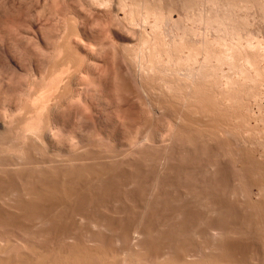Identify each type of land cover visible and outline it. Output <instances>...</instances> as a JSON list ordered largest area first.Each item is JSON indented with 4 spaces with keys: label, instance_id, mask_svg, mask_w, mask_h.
I'll return each instance as SVG.
<instances>
[{
    "label": "rangeland",
    "instance_id": "rangeland-1",
    "mask_svg": "<svg viewBox=\"0 0 264 264\" xmlns=\"http://www.w3.org/2000/svg\"><path fill=\"white\" fill-rule=\"evenodd\" d=\"M44 1L0 0V164L3 165V167L0 165V243L3 242L0 244V247L2 245L0 248V257L3 255L0 259L5 257V259L7 258L5 262H7L11 260L9 258H13L12 262L14 264H26L27 262H31L30 264L33 262L35 264L39 261V256H36L38 252L36 253L35 251L40 249L39 255L41 252L42 255L44 253L43 256H40L42 257L40 259L42 264L45 262L52 264V262L48 261L49 258L53 263L57 259L62 258V260H57V262L66 264L72 258H75L77 261L78 254L75 250H77L79 245H83V247L86 245L94 248L93 251L95 252L89 253L92 257L93 253L94 256L95 254L97 256V250L100 251L103 247L104 249H109L110 253L107 252V249H105V251L107 250L106 252L100 251L105 254L107 253L105 260L103 259L104 254L101 255L98 252L99 256L101 255V259H103L100 264H104V261H106L105 264H111L113 262H109L108 254H114L116 260L114 257L110 258L111 260L117 261V264H161L165 260L171 264L173 259L177 257L179 259L181 253L183 256H186L184 258L181 255L182 259L190 260L188 261L189 264H204L202 262L207 263L208 259L209 262L207 264H211V262L212 264H217L219 261H222V264L224 262H226L224 264H264V210L262 211L264 209V197H262L264 196V190L261 193V189L259 188L262 186L260 184H264V180L262 181L264 176V0H151L152 2L149 1L150 5L154 2L151 5L153 7L149 5L151 8L149 6L147 8L146 6V1L148 2V0H143V2L142 0L141 2L134 0L136 2L132 4L133 6L130 5L133 0H124V2L123 0H111L110 3L113 1L111 3L113 6L108 2L110 5L106 3L107 8H105V5L101 6L102 3L99 6V3L97 2V4L94 1L93 4V0L92 3L91 0H70L71 3L69 1L60 3L58 0L60 6L58 1L54 4L52 2L53 0ZM49 1L51 2L49 3ZM137 1L140 2V5L142 3L141 7ZM154 6H157V8ZM117 7H121V9L117 10ZM132 7L136 9L133 10ZM140 10L141 13L139 12ZM152 10L155 11L152 12ZM174 10H179L182 14L180 15L178 14L179 11L175 12ZM107 11H110L109 14ZM156 15H161V18L160 16L156 17ZM114 16H117V19ZM73 20H76L77 23ZM133 20H136L135 23L137 22L139 24H135ZM70 21L73 22L72 26L70 25ZM70 26L71 28H69ZM73 28L77 29V31L75 30L74 32ZM64 31L76 33L75 35L77 37L73 34L76 37L73 36L75 40L79 38L77 32L79 31L80 33L81 39H79L83 41V44L82 41L79 42L78 40V42L81 43L80 46H83L80 51H75L77 53L83 52L82 54L79 53V55L76 54L78 58L82 56L83 59L85 58L83 62L81 58V62L85 64L81 68L79 67L80 70L78 67L75 68L73 57H71L74 53H70L72 55L68 57H71V63V61H68V55L66 54L65 56V53H68V51L64 52L61 48L64 53L62 55H60V49L57 51L58 46H60L59 43L64 41L62 39L64 38L62 37ZM66 32H64L65 36ZM146 36L150 38L146 39L147 41H150L155 36L157 39H154L159 40L157 42L160 45L162 44V47L159 44L156 47V57L158 55L162 59L159 60L156 68L158 72L151 69L152 72L154 71L152 73L150 72V68H148L149 71L145 69L148 73L146 72L145 77L140 79L137 78L139 76L138 63L136 64L135 61L130 60L134 58L132 56V58L129 57L126 53L129 54L128 52L131 50L133 53L135 49L141 48L144 41L146 42ZM73 38L70 39V42L72 40L73 43H71L75 44ZM66 40L68 41V37ZM201 41L203 42L201 43ZM205 42L208 43V46H204ZM65 43H62L64 47ZM72 44L69 47H72ZM113 46L120 47V54L118 49L116 48V50ZM197 48H201L202 50ZM227 48L231 49L232 52L234 51L236 53H234L235 55H238L237 57L234 56V61L220 63L216 55L222 49ZM66 49L65 47L64 50L66 51ZM68 49L72 52V48ZM114 49L118 52L117 54L121 55L122 53L121 56H118L121 58L117 57L119 60L112 57L115 56L113 54ZM108 53L112 55L110 56ZM160 54L161 56H159ZM207 56L208 58H206ZM86 57L90 58L87 60ZM113 58L116 60H114L116 63L119 62L120 69H118V64L114 63ZM122 58L124 61H122ZM124 58L127 59L125 60ZM75 59H77V56L74 58V61ZM203 60L208 63L206 64ZM64 61H66V64L69 62V67L72 70L69 68L70 71L67 72L73 78L68 80L69 82H66L64 77L63 82L65 83L61 81L60 86L62 87L66 84L67 87L70 84L68 87L69 91L66 90L64 92L66 88L60 87L58 88L59 90H56L57 92L55 91L56 93L53 92L51 94L50 100L48 99L50 103H47V105L51 104L47 106L51 109L46 108V110L44 109L45 111H41L45 112L42 113L43 115L41 114L43 117L38 113L42 120H37L40 118L37 114H35L37 118L31 120L34 122L37 120L38 122L34 124L37 125L38 123L36 127L40 129L38 128L37 132L34 130L35 126L33 125L34 129L30 132L33 136L30 138L31 135H25L21 127L26 124L24 123L25 120L27 121L32 117L29 114V111H32L30 110L32 104L30 101L33 100L32 97L34 95L36 96L39 93L45 92L48 86L50 88L49 84L52 83L51 79H53L54 69L62 68L63 65L61 64ZM77 61L75 62L79 63ZM251 61L255 64H252ZM203 63L206 67H204L205 65ZM120 72L123 73L119 75ZM187 75L189 76L188 79ZM260 75H263V77ZM67 76L66 78L68 79ZM95 76L100 80H97ZM120 78L124 80L122 81ZM140 80L144 82L140 83ZM80 81L83 85L80 84ZM126 84H131L129 88L131 87L132 92H128V94L123 92L127 90L125 89L127 86H124ZM76 85L77 88L82 87L77 89ZM83 87L86 88L82 89ZM123 88L125 90H122ZM129 88L127 91H129ZM174 88L177 90H174ZM258 89H261V91ZM80 90H83L85 93H81ZM61 92L65 94V99L62 98L64 94ZM186 92L187 94H185ZM80 93L83 95L80 96ZM58 99L60 101L63 100V102H60ZM161 100L166 102L167 105L164 102L162 104ZM164 104L167 107L163 106ZM5 105L8 107H5ZM18 105L20 109L17 107ZM170 108L173 111L176 110V115L173 114V111L169 110ZM47 109L50 110L48 111ZM186 112L188 114L190 113L193 117L189 114L191 117L188 116L187 118L186 116L188 114ZM204 112L206 114L209 113L206 115ZM184 114H187L185 115L187 119L192 118L189 120L196 118L195 121H198L197 123L194 120L189 121L190 123H196V127L194 124L186 123L187 120L183 117ZM28 115L29 118L27 117ZM2 118L6 119V123H4L5 121ZM5 124L7 125L4 126ZM186 124H190L194 128H188ZM204 125L207 128L209 126L206 131L207 133L201 130L205 128ZM214 126L218 129L215 130L213 128ZM18 127L21 128L20 130L23 136H18ZM125 128L128 129L126 130ZM186 128H188V132L192 129L188 135ZM193 129L196 130L194 131ZM221 129L222 131H220ZM34 131L36 134H33ZM26 136L29 137H27V140ZM19 143H23V145L20 144L21 147H19L20 145L17 146ZM96 143L97 145H95ZM24 147L27 148L25 149ZM18 148L20 149L18 150ZM125 152L127 154H124ZM254 159L256 160L253 161ZM254 166L255 168H253ZM105 168L109 170L107 171ZM99 171L101 172L99 173ZM260 179L262 183H259L261 182ZM32 184L34 185L33 187L31 186ZM36 185L39 189H37V192L39 193L36 192ZM40 185H44L46 188ZM49 185L50 187L52 186V192L49 191V193H53V195H46L47 198H50L47 200L43 198V201L42 197H45L43 195L45 193L48 194V190H51ZM54 185L57 186L55 187L56 189ZM71 186L74 188L73 191ZM29 187L32 191L29 190ZM262 187L264 188V186ZM33 188L35 191H33ZM40 188L43 191L48 190L46 192L44 191V193ZM58 188L63 189L62 191L71 189L64 191V193L58 191ZM33 193H37L42 200L40 201L37 194L34 195ZM61 195L63 196L61 197ZM36 199L38 200L36 201ZM35 202L37 205L34 204ZM30 206L34 210H37V213ZM30 208L32 212L29 211ZM73 244L74 246H72ZM154 244H156V247ZM62 246L65 250L64 253L59 252L60 250L64 251L60 249ZM81 246L80 250L82 251L84 248ZM69 247L72 249L76 248L72 258L68 257V254L71 253L72 255L73 252V250L68 251L71 250ZM33 248L36 250L34 251ZM120 248H123V250L121 251ZM78 250L77 252H79ZM86 250L88 251V249ZM55 252H59L58 255L60 253L65 255L67 252L66 257L69 260L65 256L63 257V254H60L62 257H59L60 255L58 256L57 253L54 254ZM83 252H85V249ZM86 252L81 253L84 254L82 257H86L85 255L89 251ZM126 252L127 255L130 253L128 257L126 256ZM155 252L159 253L156 254ZM45 254H49L48 259H45L47 258ZM53 254L59 258L57 257L56 259ZM74 254L77 256H74ZM89 254H87L88 257L85 258L86 260L84 262L86 263L87 261L91 264V261L92 264H99L100 257L97 259L98 262L95 259L97 258L96 256L95 258L93 257V260H95L92 261V257L90 256L89 258ZM20 256L21 260H19ZM29 257L30 259L34 257L35 261L31 259L32 261L26 260L23 263L24 258L28 259ZM124 257L125 259H123ZM172 257L174 258L172 259ZM220 257H222L221 260H219ZM88 258L91 260L89 261ZM215 258H219V261ZM75 259H72L73 263ZM81 259L79 260L80 262L77 261L78 263L75 264L81 263L83 261ZM182 259L180 262L177 259L174 261H176V264H182ZM65 260L66 263H64ZM162 260L164 261L161 262ZM191 260L193 261L191 262ZM216 260L218 262H215ZM228 260H231V262ZM40 261L36 264H40ZM166 261L164 262L165 264H167ZM12 262L10 261V264ZM71 262L68 264H72ZM84 262L81 264H85ZM3 264L5 263L3 262Z\"/></svg>",
    "mask_w": 264,
    "mask_h": 264
},
{
    "label": "bare ground",
    "instance_id": "bare-ground-1",
    "mask_svg": "<svg viewBox=\"0 0 264 264\" xmlns=\"http://www.w3.org/2000/svg\"><path fill=\"white\" fill-rule=\"evenodd\" d=\"M27 1H28V0H27ZM29 1H30V0H29ZM31 1H33V0H31ZM37 1L39 2L40 0H37ZM41 1H42V0H41ZM43 1H44V0H43ZM45 1H46V0H45ZM45 1H44V2H45ZM56 1H58V0H53V1H52L53 4H54ZM59 1H60V3H61V2H65V1H69V2L71 3L72 0H71V1H70V0H59ZM59 1H58V3H59ZM94 1H95L96 3L98 2L99 4H98V3H97V4H98L99 6H100V3H102L101 6H103V5L106 6L107 4L110 3L111 0H93V4H94ZM119 1H122V0H119ZM133 1H134V0H133ZM133 1H132V3H131L130 5H132L133 3L136 2V1H134V2H133ZM139 1L141 2V0H139ZM139 1H137V3H138ZM145 1H146V0H145ZM149 1H151V0H148V2L146 1V6H147V8H148V6L150 5V4H149V3H150ZM153 1H155V0H153ZM157 1H159V0H157ZM157 1H156V2H157ZM160 1H161V0H160ZM193 1H194V0H193ZM196 1H197V0H196ZM46 2H47V1H46ZM50 2H51V1H49V3H50ZM73 2H74V1H73ZM108 2H109V3H108ZM112 2H113V1H112ZM112 2H111V3H112ZM123 2H124V0H123ZM125 2H126V1H125ZM140 2H139V5H140ZM142 2H143V0H142ZM151 2H152V1H151ZM156 2H155V3H156ZM213 2H214V1H213ZM232 2H233V1H232ZM60 3H59V6H60ZM87 3H88V2H87ZM91 3H92V0H91ZM106 3H107V4H106ZM111 3H110V4H111ZM158 3H159V2H158ZM161 3H162V2H161ZM211 3H212V2H211ZM66 4H67V3H66ZM93 4H92V5H93ZM97 4H95V5H97ZM110 4H109V5H110ZM128 4H129V3H128ZM144 4H145V3H144ZM153 4H154V2H153ZM153 4L151 3V5H153ZM156 4H157V3H156ZM156 4H155V5H156ZM196 4H197V3H196ZM212 4H213V3H212ZM61 5H62V4H61ZM111 5L113 6V4H111ZM115 5H116V4H115ZM123 5H124V4H123ZM141 5H142V3H141ZM141 5H140V7H141ZM151 5H150V6H151ZM158 5H159V4H158ZM158 5H157V6H158ZM188 5H189V3H188ZM205 5H206V4H205ZM120 6H121V5H120ZM125 6H126V5H125ZM132 6H133V5H132ZM150 6H149V7H150ZM157 6H156V7L154 6V7L157 8ZM160 6H161V5H160ZM190 6H192V5H190ZM208 6H209V5H208ZM220 6H221V5H220ZM234 6H235V5H234ZM19 7H20V6H19ZM55 7H56V5H55ZM89 7H90V6H89ZM126 7H127V6H126ZM128 7H129V6H128ZM138 7H139V6H138ZM151 7H153V6H151ZM151 7H150V8H151ZM193 7H194V6H193ZM235 7H236V6H235ZM91 8H92V7H91ZM98 8H99V7H98ZM101 8H102V7H101ZM105 8H107V6H106ZM132 8H133V7H132ZM158 8H159V7H158ZM178 8H179V7H178ZM190 8H191V7H190ZM198 8H199V6H198ZM89 9H90V8H89ZM110 9H111V8H110ZM115 9H116V8H115ZM119 9H121V7H120V8L117 7V10H119ZM125 9H126V8H125ZM134 9H136V8L134 7L133 10H134ZM145 9H146V8H145ZM174 9H175V8H174ZM182 9H183V8H182ZM184 9H185V8H184ZM186 9H188V8H186ZM220 9H221V8H220ZM228 9H229V8H228ZM39 10H40V9H39ZM42 10H43V9H42ZM56 10H57V9H56ZM84 10H85V9H84ZM90 10H91V9H90ZM112 10L114 11V9H112ZM129 10H130V9H129ZM131 10H132V9H131ZM138 10H139V9H138ZM147 10H148V9H147ZM150 10H151V9H150ZM170 10H171V9H170ZM179 10H180V9H179ZM179 10H178V11H179ZM213 10H214V9H213ZM78 11H79V10H78ZM125 11H126V10H125ZM154 11H155V10H154ZM154 11L152 10V12H154ZM157 11H158V10H157ZM166 11H167V10H166ZM174 11H175V12H178V11H176V10H174ZM174 11H173V12H174ZM188 11H189V10H188ZM219 11H220V10H219ZM224 11H225V10H224ZM41 12H42V11H41ZM43 12H44V11H43ZM61 12H62V11H61ZM61 12H60V14H61ZM89 12H90V11H89ZM94 12H95V11H94ZM101 12H102V11H101ZM105 12H106V11H105ZM107 12H108V14H109L110 11H107ZM128 12H129V11H128ZM137 12H138V11H137ZM137 12H136V14H138L139 12L141 13V10H140L138 13H137ZM142 12H143V11H142ZM148 12H149V11H148ZM158 12H160V11H158ZM175 12H174V13H175ZM180 12H181V11H179L178 14L181 15L182 13H180ZM228 12H229V11H228ZM49 13H50V12H49ZM113 13H114V12H113ZM115 13H117V12H115ZM156 13H157V12H156ZM183 13H184V12H183ZM185 13H186V12H185ZM187 13H188V12H187ZM55 14H56V12H55ZM60 14H59V15H60ZM77 14H78V13H77ZM86 14H87V13H86ZM98 14H100V13H98ZM111 14H112V13H111ZM142 14H143V13H142ZM144 14H145V12H144ZM151 14H152V13H151ZM158 14H159V13H158ZM162 14H163V13H162ZM207 14H208V13H207ZM40 15H41V13H40ZM52 15H53V14H52ZM57 15H58V14H57ZM112 15H113V14H112ZM115 15H116V14H115ZM127 15H128V14H127ZM130 15H131V14H130ZM132 15H133V14H132ZM134 15H135V14H134ZM172 15H173V14H172ZM191 15H192V14H191ZM204 15H205V14H204ZM227 15H228V14H227ZM43 16H44V15H43ZM73 16H74V15H73ZM100 16H101V15H100ZM108 16H109V15H108ZM108 16H107V17H108ZM125 16H126V14H125ZM135 16H136V15H135ZM150 16H151V15H150ZM152 16H153V14H152ZM158 16H160V18H161V15H156V17H158ZM170 16H171V15H170ZM192 16H193V15H192ZM209 16H210V15H209ZM21 17H22V16H21ZM63 17H64V16H63ZM97 17H98V16H97ZM114 17H115V16H114ZM116 17H117V16H116ZM116 17H115V18H116ZM141 17H142V16H141ZM146 17H147V13H146ZM190 17H191V16H190ZM199 17H200V16H199ZM230 17H231V16H230ZM30 18H31V17H30ZM72 18H74V17H72ZM110 18H111V17H110ZM115 18H114V19H115ZM131 18H132V16H131ZM139 18H140V16H139ZM171 18H172V16H171ZM171 18H170V19H171ZM188 18H189V17H188ZM99 19H100V18H99ZM101 19H103V18H101ZM108 19H109V18H108ZM114 19H113V20H114ZM116 19H117V18H116ZM124 19H125V18H124ZM127 19H128V18H127ZM142 19H143V18H142ZM178 19H179V18H178ZM192 19H193V18H192ZM205 19H206V18H205ZM208 19H209V18H208ZM66 20H67V19H66ZM95 20H96V19H95ZM111 20H112V19H111ZM136 20L138 21V19H136ZM136 20H133V22L135 23ZM143 20H144V19H143ZM143 20H142V21H143ZM155 20H157V19H155ZM161 20H162V19H161ZM171 20H173V19H171ZM20 21H21V20H20ZM47 21H48V20H47ZM71 21H72V20H71ZM71 21H70V22H71ZM73 21L76 22V20H73ZM162 21H163V20H162ZM98 22H99V21H98ZM110 22H111V21H110ZM117 22H119V21H117ZM120 22H121V21H120ZM165 22H166V21H165ZM168 22H169V21H168ZM168 22H167V23H168ZM192 22H194V21H192ZM197 22H198V21H197ZM199 22H200V21H199ZM213 22H214V21H213ZM230 22H231V21H230ZM11 23H12V22H11ZM20 23H21V22H20ZM68 23H69V22H68ZM72 23H73V22L70 23L71 26H72ZM76 23H77V22H76ZM113 23H114V22H113ZM136 23H137V22H136ZM136 23H135V24H136ZM179 23H180V21H179ZM211 23H212V22H211ZM219 23H220V22H219ZM74 24H75V23H74ZM122 24H123V23H122ZM129 24H130V22H129ZM132 24H133V23H132ZM137 24H139V23H137ZM154 24H155V23H154ZM161 24H162V22H161ZM204 24H205V23H204ZM234 24H235V23H234ZM29 25H30V24H29ZM112 25H113V24H112ZM120 25H121V24H120ZM123 25H125V24H123ZM144 25H145V24H144ZM155 25H156V24H155ZM213 25H214V24H213ZM216 25H217V24H216ZM67 26H68V25H67ZM71 26H70L69 28H71ZM75 26H76V25H75ZM150 26H151V25H150ZM152 26H153V25H152ZM176 26H177V25H176ZM205 26H206V25H205ZM12 27H13V26H12ZM14 27H15V26H14ZM55 27H56V26H55ZM76 27H77V26H76ZM76 27H75V28H76ZM107 27H109V26H107ZM114 27H115V26H114ZM118 27H119V26H118ZM161 27H162V25H161ZM163 27H164V26H163ZM168 27H169V26H168ZM112 28H113V27H112ZM119 28H120V27H119ZM136 28H137V27H136ZM155 28H156V26H155ZM166 28H167V27H166ZM186 28H187V27H186ZM221 28H222V27H221ZM10 29H12V28H10ZM54 29H55V28H54ZM73 29H74V28H73ZM73 29H72V30H73ZM114 29H115V28H114ZM75 30L77 31V29H74V32H75ZM112 30H113V29H112ZM127 30H128V29H127ZM154 30H156V29H154ZM225 30H226V29H225ZM231 30H232V29H231ZM236 30H237V29H236ZM69 31H70V30H69ZM69 31H68V32L64 31V32H66V33H65L66 36L64 35V32H63V34H62L63 36H62V37H64V38H62V39H64V41H61V42H60L61 44L59 43L60 46H58L57 51H58V49H60L59 51L61 52V54L58 52L60 55H62L63 51H64V52H67V51H68V53H65V56H66V54L68 55L67 58L69 57V55L71 56V55L74 53V55L71 56V57H73L72 59H73V62L75 63L74 65H75L76 67H75L74 65H73V66H74L75 68L78 67V69H79V67L81 68V67L83 66V64H85V63H82L83 60L85 59V58H84V59L82 58L83 56L81 57V58H82V62H81V58H80V57L78 58L79 53L82 54L83 52H82V53H81V52L77 53L78 51H80V50L82 49V46H83V45L80 46L81 43H79V42H81L82 40H80L81 37H80V33H79V31L77 32V35L79 34V38H80V39L77 38V39H76L77 41L73 38V36H74L76 33L74 34V33L69 32ZM118 31H119V29H118ZM164 31H165V30H164ZM195 31H196V30H195ZM234 31H235V30H234ZM121 32H122V31H121ZM188 32H189V31H188ZM200 32H201V31H200ZM224 32H225V31H224ZM111 33H112V32H111ZM125 33H127V32H125ZM132 33H134V31H132ZM132 33H131V34H132ZM168 33H169V32H168ZM198 33H199V32H198ZM198 33H197V34H198ZM203 33H204V32H203ZM205 33H206V32H205ZM70 34H71V35H70ZM73 34H74V35H73ZM134 34H135V33H134ZM143 34H144V33H143ZM158 34H159V33H158ZM158 34H156V35H158ZM173 34H174V33H173ZM232 34H233V33H232ZM236 34H237V33H236ZM123 35H124V33H123ZM125 35H126V34H125ZM127 35H128V33H127ZM154 35H155V34H154ZM159 35H160V34H159ZM166 35H169V34H166ZM239 35H240V34H239ZM18 36H19V35H18ZM57 36H58V35H57ZM60 36H61V35H60ZM75 36H76V35H75ZM75 36H74V37H75ZM131 36L133 37V35H131ZM185 36H186V35H185ZM16 37H17V36H16ZM67 37H68V41L66 40ZM70 37L73 38V39L75 40V44H72V43H73L72 40H71L72 43L70 42V39H71ZM76 37H77V36H76ZM76 37H75V38H76ZM129 37H130V35H129ZM161 37H162V36H161ZM165 37H166V36H165ZM186 37H187V36H186ZM232 37H233V36H232ZM65 38H66V39H65ZM82 38H83V37H82ZM138 38H139V37H138ZM151 38H152V37H151ZM154 38H155V36H154L152 39H154ZM174 38H175V37H174ZM187 38H188V37H187ZM133 39H134V38H133ZM146 39H150V38H148V37L146 36L145 40H146ZM152 39H151L150 41H149V40H148V41L146 40V42L144 41L142 47H141V48L138 47L139 49H137V50L135 49L133 53L131 52L132 50L128 52L129 54L126 53V55H128L129 57L132 56V57L134 58V59H130V60L135 61L136 64L138 63V65H139V66L137 65L139 69L136 68V69H138V71H139V72H138V73H139V76H138L137 78L143 79V77H145V75H146V72L149 71L148 68H150V72H152L151 69L154 70V71H157L156 68H157V66H158L159 60L162 59V58H159L158 55H157V57H156V54H157V52H156V47H157V45L159 44L157 41H159V40H155V39H157V37L154 39V41H152ZM224 39H225V38H224ZM60 40H61V38H60ZM65 40H66V41H65ZM74 40H73V41H74ZM78 40H79V42H78ZM207 40H208V39H207ZM217 40H218V39H217ZM220 40H221V39H220ZM164 41H166V40H164ZM173 41H174V40H173ZM204 41H205V40H204ZM208 41H209V40H208ZM218 41H219V40H218ZM65 42H66V43H65ZM69 42H70V43H69ZM141 42H142V41H141ZM174 42H175V41H174ZM176 42H177V41H176ZM202 42H203V41H201V43H202ZM209 42H210V41H209ZM213 42H214V41H213ZM62 43H65V47L67 48L66 51L64 50L65 47L63 46ZM85 43H86V42H85ZM113 43H114V42H113ZM115 43H116V42H115ZM119 43H120V42H119ZM160 43H165V42H160ZM170 43H171V42H170ZM179 43H180V42H179ZM206 43H207V42H205V44H206ZM250 43H251V42H250ZM67 44H69V45L66 46ZM71 44H72L73 46H72V47H69ZM82 44H83V41H82ZM86 44H87V43H86ZM86 44H84V45H86ZM111 44H112V43H111ZM117 44H118V43H117ZM121 44H122V43H121ZM126 44H127V43H126ZM168 44H169V43H168ZM176 44H177V43H176ZM205 44H204V46H208V43H207V45H205ZM209 44H210V43H209ZM221 44H222V43H221ZM232 44H233V43H232ZM238 44H240V43L238 42ZM40 45H41V44H40ZM78 45H79V46H78ZM87 45H88V44H87ZM87 45H86V46H87ZM159 45H160V44H159ZM159 45H158V46H159ZM161 45H162V44H161ZM161 45H160V46H161ZM249 45H250V44H249ZM62 46H63V47H62ZM111 46H112V45H111ZM164 46H165V45H164ZM190 46H191V45H190ZM210 46H211V45H210ZM217 46H218V45H217ZM91 47H92V46H91ZM113 47H114L115 49L117 48V47H115V46H113ZM161 47H162V46H161ZM167 47H168V46H167ZM180 47H181V46H180ZM195 47H196V46H195ZM223 47H224V46H223ZM223 47H222V48H223ZM228 47H229V46H228ZM237 47H238V46H237ZM52 48H53V47H52ZM61 48L63 49V51H62ZM68 48H70V49L72 48V50H71L72 52H70V50H69ZM74 48H75V49H74ZM84 48H87V47H84ZM119 48H120V47H119ZM119 48H117V49H118V52H119V54H120ZM169 48H170V46H169ZM193 48H194V47H193ZM91 49H92V48H91ZM111 49H112V48H111ZM115 49L113 50V51H114L113 54H114L116 57H115V56H112V57H114V58L117 59V57H118V56H121L122 53H121V55L117 54V53H118V52L116 51L117 49H116V50H115ZM125 49H126V48H125ZM127 49H128V48H127ZM161 49H162V48H161ZM165 49H166V48H165ZM197 49H199V48H197ZM200 49H201V48H200ZM200 49H199V50H200ZM205 49H206V48H205ZM208 49H209V48H208ZM233 49H234V48H233ZM87 50H88V49H87ZM94 50H95V49H94ZM167 50H168V48H167ZM179 50H180V49H179ZM191 50H192V49H191ZM201 50H202V49H201ZM211 50H212V49H211ZM211 50H210V51H211ZM75 51H77V52H75ZM95 51H96V50H95ZM115 51H116V52H115ZM126 51H127V50H126ZM135 51H136V52H135ZM162 51H163V49H162ZM165 51H166V50H165ZM173 51H174V49H173ZM207 51H208V50H207ZM213 51H214V50H213ZM256 51H257V50H256ZM101 52H102V51H101ZM130 52H131L132 54H131ZM179 52H180V51H179ZM48 53L50 54L49 51H48ZM70 53H72V54H70ZM115 53H116V54H115ZM123 53H124V52H123ZM159 53H160V52H159ZM166 53H167V52H166ZM166 53H165V54H166ZM180 53H181V52H180ZM180 53H179V54H180ZM197 53H198V52H197ZM234 53H235L234 51L232 52L231 49H228V48H227V49H224V50L222 49V51L219 52V54L216 55V56L218 57L220 63H221V62H228V61L231 62V61H234V59H233L234 56L237 57V55H238V54L235 55L236 53H235V54H234ZM242 53H243V52H242ZM56 54H57V53H56ZM63 54H64V53H63ZM76 54H78V55H76ZM108 54H109V53H108ZM167 54H168V53H167ZM170 54H171V53H170ZM194 54H196V53H194ZM200 54H201V53H200ZM216 54H217V53H216ZM243 54H244V53H243ZM253 54H254V53H253ZM54 55H55V54H54ZM75 55L77 56V59H78V61H77V59H75V61H77V62H79V63H76V62L74 61V58L76 57ZM109 55H110V54H109ZM111 55H112V54H111ZM111 55H110V56H111ZM198 55H199V54H198ZM208 55H209V54H208ZM210 55H211V54H210ZM123 56H124V55H123ZM159 56H161V54H160ZM168 56H169V55H168ZM194 56H195V55H194ZM194 56H193V57H194ZM200 56H201V55H200ZM211 56H212V55H211ZM45 57H46V56H45ZM71 57L68 58V61H69V62L71 61V63H72V59H71ZM84 57H85V55H84ZM132 57H131V58H132ZM172 57H173V55H172ZM197 57H198V56H197ZM209 57H210V56H209ZM214 57H215V56H214ZM244 57H245V56H244ZM61 58H62V56H61ZM67 58H66V61H67ZM86 58H87V57H86ZM88 58H90V57H88ZM88 58H87V60H88ZM114 58H113V61L115 60ZM118 58H121V57H118ZM158 58H159V59H158ZM168 58H169V57H168ZM206 58H208V56H207ZM250 58H251V57H250ZM255 58H256V57H255ZM40 59H41V58H40ZM55 59L57 60V58H55ZM62 59H63V58H62ZM124 59H125V58H124ZM126 59H127V58H126ZM126 59H125V60H126ZM194 59H195V58H194ZM214 59H215V58H214ZM216 59H217V58H216ZM218 59H217V60H218ZM232 59H233V60H232ZM52 60H53V59H52ZM58 60H59V59H58ZM104 60H105V59H104ZM117 60H119V59H117ZM130 60H129V61H130ZM169 60H170V59H169ZM207 60H208V59H207ZM207 60H206V61H207ZM220 60H221V61H220ZM240 60H241V59H240ZM245 60H246V59H245ZM256 60H257V59H256ZM54 61H55V60H54ZM66 61H64L65 63L63 62V64L60 63L61 65H63V67L60 68V66H59L60 69H57V70H59V71H57L56 68L54 69L55 72L53 71V72H54V74H53V79H51V80H52V81H51L52 83L49 84V85H50V88H49V86H48L47 89L45 90V92L39 93V94L36 95V96L34 95L35 98L31 96V97L33 98V100L30 99V100H32V101H30V102L32 103V104L30 103V104H31L30 110H32V111H31V112L29 111V114H31L32 117H31L29 120H27V121L25 120L24 123H26V124H25L24 126H21V124H20V126H21L22 129H23V130H22L23 133H24L25 135L27 134L28 136L31 135L30 138H32V136H33L30 132L33 131L34 126H35V129H34V130H36V131H37V129L39 128V127H36V126H38V123H37V125H35V124H36V122H38L37 120L40 121V119H41L40 116L43 115L42 113H45V112H41V111H43L44 109L46 110V108H50V107H47V106H48V105H51V104H48V105H47V103H50V102H48V99L50 100V98H51V97H50L51 94H52L53 92L56 93V92H57L56 90H59L58 88L61 87L60 84H61V81H62V82L64 81V80H63L64 77H65V81H66V82H69L68 80H70L71 78H73L71 75H68V72H67V71H70L69 68L72 70V68L69 67V66H70V64H68L69 62H67V64H66ZM113 61H112V62H113ZM115 61H116V60H115ZM115 61H114V63H116ZM122 61H124L123 58H122ZM133 61H132V63H133ZM210 61H211V59H210ZM39 62H40V61H39ZM80 62H81V63H80ZM117 62H118V61H117ZM203 62H205V60H203ZM251 62H252V64L254 63L253 61H251ZM118 63H119V62H118ZM118 63H116V64H118ZM160 63H161V62H160ZM163 63H164V62H163ZM205 63H206V62H205ZM207 63H208V62H207ZM207 63H206V64H207ZM216 63H217V62H216ZM220 63H218V64H220ZM233 63H234V62H233ZM247 63H248V62H247ZM258 63H259V62H258ZM50 64H52V63H50ZM57 64H58V63H57ZM77 64H79L80 66H79V65L77 66ZM92 64H93V63H92ZM99 64H100V63H99ZM123 64H124V63H123ZM125 64H126V63H125ZM161 64H162V63H161ZM164 64H165V63H164ZM203 64H204V63H203ZM203 64H202V65H203ZM218 64H217V65H218ZM223 64H224V63H223ZM231 64H232V63H231ZM254 64H255V63H254ZM55 65H56V64H55ZM64 65H65V66H64ZM66 65H67V66H66ZM71 65H72V64H71ZM88 65H89V64H88ZM100 65H101V64H100ZM102 65H103V64H102ZM107 65H108V64H107ZM114 65H115V64H114ZM114 65H113V66H114ZM133 65H134V63H133ZM159 65H160V64H159ZM204 65H205V64H204ZM213 65H214V64H213ZM215 65H216V64H215ZM53 66H54V65H53ZM233 66H234V65H233ZM20 67H21V66H20ZM32 67H33V66H32ZM51 67H52V66H51ZM98 67H99V66H98ZM118 67H119V64H118ZM133 67H134V66H133ZM204 67H206V65H205ZM208 67H209V66H208ZM217 67H218V66H217ZM229 67H230V66H229ZM43 68H44V67H43ZM57 68H58V67H57ZM106 68H107V67H106ZM246 68H247V67H246ZM255 68H256V67H255ZM73 69H74V68H73ZM111 69H112V68H111ZM118 69H120V67H119ZM134 69H135V68H134ZM145 69H147V71H145ZM193 69H194V66H193ZM214 69H215V68H214ZM79 70H80V69H79ZM91 70H93V69H91ZM94 70H95V69H94ZM97 70H98V69H97ZM216 70H217V69H216ZM219 70H220V69H219ZM234 70H235V69H234ZM250 70H251V69H250ZM258 70H259V69H258ZM261 70H262V69H261ZM263 70H264V69H263ZM51 71H52V70H51ZM56 71H57V72H56ZM118 71H121V70H118ZM154 71H153V72H154ZM160 71H161V70H160ZM205 71H206V70H205ZM205 71H204V72H205ZM80 72H81V71H80ZM88 72H89V71H88ZM124 72H125V71H124ZM126 72H127V71H126ZM130 72H131V71H130ZM153 72H152V73H153ZM157 72H158V71H157ZM199 72H200V71H199ZM211 72H212V71H211ZM1 73H2V72H1ZM51 73H52V72H51ZM66 73H67V74H66ZM70 73H71V72H70ZM70 73H69V74H70ZM74 73H76V72H74ZM96 73H97V72H96ZM122 73H123V72H120L119 75H121ZM147 73H148V72H147ZM155 73H156V72H155ZM161 73H162V72H161ZM194 73H195V72H194ZM209 73H210V72H209ZM250 73H251V72H250ZM259 73H260V72H259ZM259 73H258V74H259ZM42 74H43V73H42ZM72 74H73V73H72ZM98 74H99V72H98ZM98 74H97V76H98ZM114 74H115V73H114ZM125 74H126V73H125ZM180 74H181V73H180ZM198 74H199V73H198ZM202 74H203V73H202ZM210 74H211V73H210ZM51 75H52V74H51ZM67 75H68V76H67ZM99 75H101V74H99ZM152 75H153V74H152ZM163 75H164V74H163ZM190 75H191V74H190ZM194 75H195V74H194ZM213 75H214V74H213ZM41 76H42V75H41ZM66 76L68 77V79L66 78ZM70 76H71V77H70ZM97 76H95V78H97V80H100V79H98ZM114 76H115V75H114ZM126 76H128V75H126ZM130 76H131V75H130ZM132 76H133V75H132ZM148 76H150V75L148 74ZM157 76H158V75H157ZM174 76H175V75H174ZM180 76H181V75H180ZM187 76H188V75H187ZM187 76H186V77H187ZM199 76H200V75H199ZM260 76L263 77V75H260ZM19 77H20V76H19ZM50 77H51V76H50ZM101 77H102V76H101ZM101 77H99V78H101ZM122 77H123V76H122ZM128 77H129V76H128ZM160 77H161V76H160ZM190 77H191V76H190ZM200 77H201V76H200ZM203 77H205V76H203ZM212 77H213V76H212ZM212 77H211V78H212ZM219 77H220V76H219ZM123 78H124V77H123ZM148 78H150V77H148ZM188 78H189V76L187 77V79H188ZM66 79H67V80H66ZM120 79H121V78H120ZM146 79H147V78H146ZM146 79H144V80H146ZM168 79H169V78H168ZM180 79H181V78H180ZM204 79H205V78H204ZM212 79H213V78H212ZM243 79H244V78H243ZM255 79L257 80V78H255ZM27 80H28V79H27ZM72 80H73V79H72ZM72 80H71V81H72ZM94 80L96 81V79H94ZM121 80H122V79H121ZM123 80H124V79H123ZM123 80H122V81H123ZM125 80H126V79H125ZM149 80H150V79H149ZM228 80H230V79H228ZM119 81H120V80H119ZM130 81H131V80H130ZM184 81H185V80H184ZM187 81H188V80H187ZM193 81H194V80H193ZM219 81H220V80H219ZM9 82H10V81H9ZM80 82H81V81H80ZM97 82H101V81H97ZM143 82H144V81L141 82V80H140V83H143ZM150 82H152V81H150ZM167 82H168V81H167ZM179 82H180V81H179ZM208 82H210V81H208ZM226 82H227V81H226ZM228 82H229V81H228ZM49 83H50V82H49ZM63 83H65V82H63ZM63 83H62V85H64ZM127 83H128V82H127ZM133 83H134V81H133ZM154 83H155V82H154ZM165 83H166V81H165ZM176 83H177V82H176ZM202 83H203V82H202ZM216 83H217V82H216ZM234 83H235V82H234ZM236 83H237V82H236ZM243 83H244V82H243ZM67 84H68V83H67ZM72 84H73V83H72ZM77 84H78V83H77ZM80 84H82V82H81ZM100 84H101V83H100ZM120 84H121V83H120ZM123 84H124V83H123ZM138 84H139V83H138ZM146 84H147V83H146ZM185 84H186V83H185ZM205 84H206V81H205ZM230 84H232V83H230ZM230 84H228V85H230ZM69 85H70V84H69ZM69 85H67V87H66V84H65V86H62L63 88H64V87L66 88V89L64 88V89H65L64 92H65L66 90L69 91V89H68ZM78 85H79V84H78ZM82 85H83V84H82ZM84 85H85V84H84ZM109 85H110V83H109ZM109 85H108V86H109ZM116 85H117V84H116ZM130 85H131V84H130ZM130 85H127V84L124 85L125 87L127 86V88H125V89L128 90V88H129ZM132 85H133V84H132ZM149 85H150V84H149ZM155 85H156V84H155ZM201 85H202V84H201ZM102 86H103V84H102ZM102 86H101V87H102ZM106 86H107V85H106ZM124 86H123V87H124ZM147 86H148V84H147ZM161 86H162V85H161ZM165 86H166V85H165ZM170 86H171V85H170ZM181 86H182V85H181ZM225 86H226V85H225ZM232 86H233V85H232ZM30 87H31V86H30ZM62 87H61V88H62ZM80 87H82V86H80ZM80 87L77 88V85H76V88H77V89H80ZM93 87H94V86H93ZM101 87H100V88H101ZM103 87H104V86H103ZM149 87H150V86H149ZM186 87H187V86H186ZM190 87H191V86H190ZM195 87H196V86H195ZM204 87H205V86H204ZM206 87H207V86H206ZM84 88H86V87H83L82 89H84ZM94 88H95V87H94ZM154 88H155V87H154ZM162 88H163V87H162ZM192 88H193V85H192ZM219 88H220V87H219ZM102 89H103V88H102ZM104 89H105V87H104ZM125 89L123 88L122 90H125ZM158 89H159V88H158ZM165 89H166V88H165ZM165 89H164V90H165ZM171 89H173V88H171ZM178 89H179V88H178ZM201 89H203V88H201ZM87 90H88V89H87ZM114 90H115V89H114ZM116 90H117V89H116ZM127 90H125V91H127ZM148 90H149V89H148ZM161 90H162V89H161ZM174 90H177V89L174 88ZM191 90H192V89H191ZM194 90H195V89H194ZM205 90H206V89H205ZM227 90H228V89H227ZM258 90L261 91V89H258ZM258 90H257V91H258ZM55 91H56V92H55ZM68 91H67V92H68ZM80 91H81V90H80ZM125 91H123V92H124V93H127V94H128V92H132V91H131V87L129 88V91H127V92H125ZM136 91H137V90H136ZM136 91H135V92H136ZM155 91H156V90H155ZM162 91H163V90H162ZM169 91H170V90H169ZM206 91H207V90H206ZM62 92H63V91H62ZM62 92H61V93H62ZM82 92H83V90L81 91V93H82ZM104 92H105V91H104ZM135 92H134V93H135ZM153 92H154V91H153ZM167 92H168V90H167ZM190 92H191V91H190ZM212 92H213V91H212ZM6 93H7V91H6ZM76 93H77V92H76ZM81 93H80V96H82L85 92H83V94H81ZM120 93H121V92H120ZM145 93H146V92H145ZM149 93H150V92H149ZM170 93H171V92H170ZM188 93H189V92H188ZM204 93H205V92H204ZM210 93H211V92H210ZM21 94H22V93H21ZM33 94H34V93H33ZM62 94H64V93H62ZM73 94H74V93H73ZM73 94H72V95H73ZM150 94H151V93H150ZM161 94H162V93H161ZM185 94H187V92H186ZM240 94H241V93H240ZM68 95H69V94H68ZM68 95H67V97H68ZM77 95L79 96V94H77ZM159 95H160V94H159ZM171 95H173V94L171 93ZM193 95H194V94H193ZM203 95H204V94H203ZM215 95H216V93H215ZM223 95H224V94H223ZM250 95H251V94H250ZM23 96H24V95H23ZM58 96H59V95H58ZM124 96H125V95H124ZM127 96H128V95H127ZM143 96H144V95H143ZM143 96H142V97H143ZM148 96H149V94H148ZM174 96H175V95H174ZM190 96H191V95H190ZM241 96H242V95H241ZM31 97H29V98H31ZM60 97H61V96H60ZM172 97H173V96H172ZM172 97H171V98H172ZM188 97H189V96H188ZM199 97H200V96H199ZM223 97H224V96H223ZM225 97H226V96H225ZM26 98H27V97H26ZM62 98L65 99V94H64V97H62ZM62 98H60V99H62ZM77 98H78V97H77ZM80 98H81V97H80ZM135 98H136V97H135ZM183 98H184V97H183ZM234 98H235V97H234ZM20 99H21V98H20ZM60 99H58V100L60 101ZM68 99H69V98H68ZM81 99H82V98H81ZM114 99H115V98H114ZM199 99H200V98H199ZM202 99H203V98H202ZM202 99H201V100H202ZM206 99H207V98H206ZM218 99H219V98H218ZM226 99H227V98H226ZM232 99H233V98H232ZM53 100H54V99H53ZM58 100H57V101H58ZM125 100H126V99H125ZM155 100H156V99H155ZM203 100H204V99H203ZM54 101H55V100H54ZM145 101H146V100H145ZM161 101H162V100H161ZM161 101H159V102H161ZM166 101H167V100H166ZM215 101H216V100H215ZM16 102H17V100H16ZM19 102H20V101H19ZM24 102H25V101H24ZM28 102H29V101H28ZM60 102H63V100L60 101ZM74 102H75V101H74ZM87 102H88V101H87ZM163 102H164V101H162V104H163ZM174 102H175V101H174ZM183 102H184V101H183ZM79 103H80V102H79ZM142 103H143V102H142ZM157 103H158V102H157ZM164 103L166 104V102H164ZM167 103H168V102H167ZM240 103H241V102H240ZM256 103H257V102H256ZM27 104H29V103H27ZM162 104L160 103V105H162ZM165 104H164L163 106H166V105H167V104H166V105H165ZM177 104H178V103H177ZM203 104H204V103H203ZM207 104H208V103H207ZM231 104H232V102H231ZM233 104H234V103H233ZM247 104H248V103H247ZM247 104H246V105H247ZM249 104H250V103H249ZM19 105H20V104H19ZM19 105L17 106L18 108H19ZM56 105H57V104H56ZM60 105H61V104H60ZM60 105H59V106H60ZM155 105H156V104H155ZM169 105H170V103H169ZM200 105H201V104H200ZM200 105H199V106H200ZM218 105H219V104H218ZM228 105H229V104H228ZM237 105H238V104H237ZM244 105H245V104H244ZM15 106H16V105H15ZM26 106L28 107V105H26ZM170 106H171V105H170ZM206 106H207V105H206ZM212 106H213V105H212ZM226 106H227V105H226ZM3 107H4V106H3ZM5 107H8V106L5 105ZM5 107H4V108H5ZM61 107H62V106H61ZM71 107H72V106H71ZM159 107H160V106H159ZM166 107H167V106H166ZM177 107H179V106H177ZM177 107H176V108H177ZM181 107H182V106H181ZM204 107H205V105H204ZM9 108H10V107H9ZM18 108H17V109H18ZM58 108H59V107H58ZM66 108H67V107H66ZM79 108H80V107H79ZM168 108H169V107H168ZM192 108H193V107H192ZM206 108H208V107H206ZM221 108H222V107H221ZM230 108H231V107H230ZM242 108H243V107H242ZM5 109H6V108H5ZM10 109H11V108H10ZM15 109H16V108H15ZM19 109H20V108H19ZM50 109H51V108H50ZM50 109H49V110H50ZM80 109H81V108H80ZM139 109H140V108H139ZM144 109H145V108H144ZM172 109H173V107H172ZM172 109L170 108L169 110H170V111H173ZM194 109H195V108H194ZM196 109H197V108H196ZM45 110H44V111H45ZM47 110H48V109H47ZM49 110H48V111H49ZM181 110H182V109H181ZM202 110H205V109H202ZM3 111H4V110H3ZM11 111H13V110H11ZM148 111H149V109H148ZM175 111H176V110H175ZM175 111H173V114L176 115ZM206 111H207V110H206ZM215 111H216V110H215ZM228 111H229V110H228ZM236 111H237V110H236ZM241 111H242V110H241ZM6 112H7V110H6ZM6 112H5V113H6ZM15 112H16V110H15ZM25 112H26V111H25ZM32 112H34V113H32ZM74 112H75V111H74ZM126 112H127V111H126ZM162 112H163V111H162ZM212 112H213V111H212ZM17 113H19V112L17 111ZM17 113H16V114H17ZM38 113L40 114V116H39ZM92 113H93V112H92ZM139 113H140V112H139ZM149 113H150V112H149ZM165 113H166V112H165ZM186 113H187V112H186ZM204 113H205V112H204ZM208 113H209V112H208ZM208 113H207V114H208ZM222 113H223V112H222ZM247 113H248V112H247ZM13 114H14V112H13ZM16 114H15V115H16ZM35 114H37V116H39L40 118L37 119V120L34 122V121H31V120H34L35 118H37V116H36ZM41 114H42V115H41ZM150 114H151V113H150ZM187 114H188V113H187ZM187 114H184V116H183V117L188 121V122L186 121L187 124L190 123V122L193 121V120H194V121L196 120V118L193 119V120H189V119H192V118L187 119L190 113H189L188 115H187ZM192 114H193V113H192ZM205 114H206V113H205ZM205 114H204V115H205ZM207 114H206V115H207ZM229 114H230V113H229ZM3 115H4V114H3ZM31 115H30V116H31ZM33 115H35V116H33ZM47 115H48V114H47ZM50 115H51V114H50ZM151 115H152V114H151ZM157 115H158V114H157ZM185 115H187V116H186L187 118L185 117ZM190 115H191V114H190ZM201 115H202V114H201ZM233 115H235V114H233ZM0 116H1V115H0ZM7 116H8V114H7ZM45 116H46V115H45ZM191 116H192V115H191ZM191 116H189V117H191ZM213 116H214V115H213ZM5 117H6V116H5ZM27 117L29 118V115H28ZM42 117H43V116H42ZM85 117H86V116H85ZM85 117H84V118H85ZM154 117H155V114H154ZM176 117H177V116H176ZM181 117H182V116H181ZM192 117H193V116H192ZM208 117L210 118L209 115H208ZM223 117H224V116H223ZM239 117H240V116H239ZM0 118H1V117H0ZM20 118H21V117H20ZM28 118H27V119H28ZM49 118H50V117H49ZM120 118H121V117H120ZM149 118H150V117H149ZM158 118H159V117H158ZM164 118H165V117H164ZM199 118H200V117H199ZM225 118H226V117H225ZM2 119H4V118H2ZM90 119H91V118H90ZM147 119H148V118H147ZM166 119H167V118H166ZM204 119H205V118H204ZM206 119H207V118H206ZM211 119H212V118H211ZM16 120H17V119H16ZM41 120H42V119H41ZM152 120H153V119H152ZM174 120H175V119H174ZM232 120H233V119H232ZM0 121H1V120H0ZM2 121H3V120H2ZM4 121H5L4 123H6V119H4ZM10 121H11V120H10ZM44 121H45V120H44ZM125 121H126V120H125ZM165 121H166V120H165ZM189 121H190V122H189ZM204 121H205V120H204ZM204 121H203V123H204ZM210 121H211V120H210ZM242 121H243V120H242ZM22 122H23V121H22ZM22 122H21V123H22ZM32 122H33V123H32ZM86 122H87V121H86ZM147 122H148V121H147ZM168 122H169V121H168ZM195 122L197 123L198 121H195ZM199 122H202V121H199ZM205 122H207V121H205ZM236 122H237V121H236ZM244 122H245V121H244ZM24 123H23V124H24ZM34 123H35V124H34ZM134 123H135V122H134ZM181 123H182V122H181ZM196 123L194 124V122H192V123H190V124H194L195 127H196ZM210 123H211V122H210ZM10 124H11V123H10ZM46 124H48V123H46ZM132 124H133V123H132ZM159 124H160V123H159ZM171 124H172V122H171ZM187 124H186V125H187ZM190 124L187 125L186 127H188V128L190 127V128H191L192 126H190ZM201 124H202V123H201ZM201 124H200V125H201ZM205 124H206V123H205ZM207 124H209V123L207 122ZM6 125H7V124H5L4 126H6ZM18 125H19V124H18ZM33 125H34V126H33ZM125 125H126V124H125ZM142 125H143V124H142ZM164 125H165V124H164ZM202 125H203V124H202ZM202 125H201V127H202ZM210 125H211V124H210ZM41 126H42V125H41ZM80 126H81V125H80ZM126 126H127V125H126ZM135 126H136V125H135ZM140 126H141V125H140ZM168 126H169V125H168ZM171 126H172V125H171ZM176 126H177V125H176ZM206 126H207V125H206ZM242 126H243V125H242ZM16 127H17V126H16ZM46 127H47V126H46ZM204 127H205V125H204ZM211 127H212V126H211ZM243 127H244V126H243ZM18 128H19V131H18V129H17L18 132H17V131H16V132L20 134L22 131L20 130V129H21L20 127H18ZM48 128H49V127H48ZM139 128H140V127H139ZM146 128H147V127H146ZM150 128H151V127H150ZM188 128H186V130H187ZM192 128H194V126H193ZM205 128H207V127H205ZM205 128H204V129H201V130H203V131L206 132V131L208 130L209 126H208V128H207L206 130H205ZM213 128H215V126H214ZM222 128H223V127H222ZM39 129H40V128H39ZM41 129H42V127H41ZM45 129H46V128H45ZM125 129H126V128H125ZM127 129H128V128H127ZM127 129H126V130H127ZM155 129H156V128H155ZM155 129H154V130H155ZM170 129H171V128H170ZM210 129H211V128H210ZM217 129H218V128L216 127L215 130H217ZM93 130H94V129H93ZM171 130H172V129H171ZM186 130H185V131H186ZM193 130H194V129H193ZM195 130H196V129H195ZM195 130H194V131H195ZM201 130H200V131H201ZM225 130H226V129H225ZM241 130H242V129H241ZM250 130H251V129H250ZM44 131H45V130H44ZM142 131H143V130H142ZM191 131H192V129H191ZM191 131L188 132V130H187V135H188V133H190ZM194 131H193V133H194ZM212 131H213V129H212ZM220 131H222V129H221ZM220 131H219V132H220ZM243 131H244V130H243ZM243 131H242V132H243ZM37 132H38V131H37ZM39 132H40V131H39ZM65 132H66V131H65ZM146 132H147V131H146ZM198 132H199V131H198ZM225 132H226V131H225ZM29 133H30V134H29ZM41 133H42V132H41ZM51 133H52V132H51ZM147 133H148V132H147ZM180 133H181V132H180ZM206 133H207V132H206ZM209 133H210V131H209ZM220 133H221V132H220ZM14 134H15V131H14ZM19 134H18V136H23L22 133H21V135H19ZM33 134H36V132L34 131ZM63 134H64V133H63ZM137 134H138V133H137ZM196 134H197V133H196ZM201 134H202V133H201ZM203 134H204V133H203ZM228 134H229V133H228ZM146 135H147V134H146ZM191 135H193V134H191ZM217 135H218V134H217ZM225 135H226V134H225ZM5 136H6V135H5ZM28 136H26V140L29 138ZM41 136H42V135H41ZM127 136H128V134H127ZM163 136H164V135H163ZM203 136H204V135H203ZM218 136H219V135H218ZM3 137H4V136H3ZM24 137H25V136H24ZM24 137H23V138H24ZM27 137H28V138H27ZM38 137H39V136H38ZM46 137H47V136H46ZM143 137H145V136H143ZM151 137H152V136H151ZM175 137H176V135H175ZM187 137H188V136H187ZM189 137H190V135H189ZM10 138H11V137H10ZM16 138H18V137H16ZM21 138H22V137H21ZM42 138H43V137H42ZM57 138H58V137H57ZM141 138H142V137H141ZM146 138H147V137H146ZM180 138H181V137H180ZM24 139H25V138H24ZM133 139H134V138H133ZM158 139H159V138H158ZM161 139H162V138H161ZM176 139H177V138H176ZM181 139H182V138H181ZM12 140H13V139H12ZM22 140H23V139H22ZM26 140H25V141H26ZM94 140H95V139H94ZM101 140H102V139H101ZM101 140H100V141H101ZM182 140H183V139H182ZM189 140H190V139H189ZM214 140H215V139H214ZM225 140H226V139H225ZM55 141H56V140H55ZM153 141H154V140H153ZM175 141H176V140H175ZM179 141H180V140H179ZM179 141H178V142H179ZM10 142H11V141H10ZM14 142H15V141H14ZM22 142L24 143V140H23ZM27 142H28V141H27ZM31 142H32V141H31ZM43 142H44V141H43ZM45 142H46V141H45ZM74 142H75V141H74ZM166 142H167V141H166ZM23 143H19L17 146H19L20 144L23 145ZM29 143H30V142H29ZM82 143H83V142H82ZM92 143H93V142H92ZM109 143H110V142H109ZM151 143H152V142H151ZM198 143H199V142H198ZM228 143H229V142H228ZM11 144H12V143H11ZM25 144H26V143H25ZM72 144H73V143H72ZM103 144H104V143H103ZM112 144H113V143H112ZM187 144H188V143H187ZM193 144H194V143H193ZM13 145H14V144H13ZM95 145H97V143H96ZM132 145H133V144H132ZM136 145H137V144H136ZM25 146H26V145H25ZM89 146H90V145H89ZM91 146H92V145H91ZM113 146H114V145H113ZM140 146H141V145H140ZM153 146H154V145H153ZM159 146H160V145H159ZM192 146H193V145H192ZM10 147L12 148V146H10ZM10 147H9V148H10ZM19 147H21V145H20ZM75 147H77V146H75ZM166 147H167V146H166ZM22 148H23V147H22ZM24 148H25V147H24ZM26 148H27V147H26ZM26 148H25V149H26ZM109 148H111V147H109ZM112 148H113V147H112ZM131 148H132V147H131ZM133 148H134V147H133ZM142 148H143V147H142ZM145 148H146V147H145ZM204 148H205V147H204ZM19 149H20V148H18V150H19ZM30 149H31V148H30ZM106 149H107V148H106ZM257 149H258V148H257ZM10 150H11V149H10ZM14 150H15V148H14ZM16 150H17V149H16ZM21 150H22V149H21ZM75 150H76V149H75ZM114 150H115V149H114ZM239 150H240V149H239ZM12 151H13V149H12ZM86 151H87V150H86ZM147 151H148V150H147ZM6 152H7V151H6ZM16 152H17V151H16ZM22 152H23V150H22ZM22 152H21V153H22ZM77 152H78V151H77ZM114 152H115V151H114ZM140 152H141V151H140ZM3 153H4V152H3ZM88 153H91V152H88ZM105 153H106V152H105ZM111 153H112V152H111ZM121 153H123V152H121ZM133 153H134V152H133ZM4 154H7V153H4ZM22 154H23V153H22ZM26 154H27V153H26ZM70 154H71V153H70ZM86 154H87V152H86ZM107 154H108V153H107ZM118 154H119V153H118ZM124 154H127V153L125 152ZM234 154H235V153H234ZM251 154H252V153H251ZM8 155H9V154H8ZM15 155H16V154H15ZM29 155H30V154H29ZM59 155H60V154H59ZM78 155H79V154H78ZM83 155H84V154H83ZM104 155H105V154H104ZM110 155H111V154H110ZM11 156H12V155H11ZM18 156H19V155H18ZM31 156H32V155H31ZM85 156H86V155H85ZM100 156H101V155H100ZM235 156H236V155H235ZM14 157H15V156H14ZM29 157H30V156H29ZM62 157H63V156H62ZM68 157H69V155H68ZM113 157H114V156H113ZM252 157H253V156H252ZM252 157H250V158L252 159ZM100 158H101V157H100ZM102 158H103V157H102ZM106 158H107V157H106ZM248 158H249V157H248ZM3 159H4V158H3ZM21 159H22V158H21ZM46 159H47V158H46ZM95 159H96V158H95ZM98 159H99V158H98ZM235 159H236V158H235ZM9 160H10V159H9ZM17 160H18V158H17ZM31 160H32V159H31ZM39 160L41 161V159H39ZM43 160H44V159H43ZM51 160H52V159H51ZM81 160H82V159H81ZM241 160H243V159H241ZM246 160H247V159H246ZM255 160H256V159H254L253 161H255ZM0 161H1V160H0ZM27 161H28V160H27ZM91 161H92V160H91ZM244 161H245V160H244ZM2 162H3V161H2ZM21 162H22V161H21ZM46 162H47V161H46ZM62 162H63V161H62ZM65 162H66V161H65ZM93 162H94V161H93ZM242 162H243V161H242ZM261 162H262V161H261ZM0 163H1V162H0ZM78 163H79V162H78ZM114 163H115V162H114ZM246 163H247V162H246ZM6 164H10V163H6ZM29 164H30V163H29ZM69 164H70V163H69ZM248 164H249V161H248ZM248 164H247V165H248ZM0 165H2V164H0ZM71 165H72V164H71ZM74 165H75V164H74ZM128 165H129V164H128ZM134 165H135V164H134ZM251 165H252V164H251ZM257 165H258V164H257ZM9 166H10V165H9ZM33 166H34V165H33ZM55 166H57V165H55ZM67 166H68V165H67ZM260 166H261V164H260ZM2 167H3V165H2ZM12 167H13V166H12ZM14 167H15V166H14ZM31 167H32V166H31ZM31 167H30V168H31ZM47 167H48V166H47ZM69 167H70V166H69ZM122 167H123V166H122ZM247 167H248V166H247ZM256 167H257V166H256ZM40 168H41V167H40ZM51 168H52V167H51ZM53 168H54V165H53ZM56 168H57V167H56ZM58 168H59V166H58ZM70 168H71V167H70ZM90 168H91V167H90ZM113 168H114V167H113ZM115 168H116V167H115ZM250 168H251V166H250ZM253 168H255V166H254ZM261 168H262V167H261ZM0 169H1V167H0ZM19 169H20V168H19ZM31 169H32V168H31ZM31 169H30V170H31ZM94 169H95V168H94ZM101 169H102V168H101ZM105 169H106V168H105ZM248 169H249V168H248ZM263 169H264V168H263ZM62 170H63V169H62ZM88 170L90 171L89 168H88ZM98 170H99V169H98ZM103 170H104V169H103ZM106 170L108 171L109 169H106ZM242 170H243V169H242ZM244 170H245V169H244ZM259 170H260V168H259ZM2 171H3V170H2ZM54 171H55V170H54ZM81 171H82V167H81ZM95 171H96V169H95ZM107 171H106V172H107ZM116 171H117V170H116ZM238 171H239V170H238ZM252 171H254V170H252ZM255 171H256V170H255ZM0 172H1V171H0ZM18 172H19V171H18ZM43 172H44V171H43ZM74 172H75V171H74ZM84 172H85V170H84ZM90 172H91V171H90ZM100 172H101V171H99V173H100ZM246 172H247V171H246ZM20 173H21V172H20ZM63 173H64V172H63ZM103 173L105 174V172H103ZM138 173H139V172H138ZM21 174H22V173H21ZM29 174H30V172H29ZM36 174H37V173H36ZM49 174H50V173H49ZM69 174H70V173H69ZM79 174H80V173H79ZM90 174H91V173H90ZM101 174H102V173H101ZM107 174H108V173H107ZM257 174H259V173H257ZM55 175H56V174H55ZM92 175H93V174H92ZM94 175H95V174H94ZM120 175H121V174H120ZM187 175H188V174H187ZM22 176H23V175H22ZM63 176H64V175H63ZM83 176H84V175H83ZM83 176H82V177H83ZM250 176H251V174H250ZM256 176H257V175H256ZM261 176H262V174H261ZM24 177H25V176H24ZM36 177H37V176H36ZM54 177H55V176H54ZM237 177H238V176H237ZM17 178H18V177H17ZM17 178H16V179H17ZM26 178H27V177H26ZM32 178H33V177H32ZM250 178H253V177H250ZM41 179H42V178H41ZM58 179H59V178H58ZM255 179L257 180V178H255ZM12 180H13V179H12ZM25 180H26V179H25ZM28 180H29V179H28ZM38 180H39V179H38ZM112 180H113V179H112ZM251 180H252V179H251ZM263 180H264V176H263L262 181H263ZM8 181H9V180H8ZM33 181H34V180H33ZM47 181H48V180H47ZM113 181H114V180H113ZM258 181H259V179H258ZM258 181H257V182H258ZM260 181H261V179H260ZM262 181L259 182V183H262ZM43 182H44V181H43ZM263 182H264V181H263ZM5 183H6V182H5ZM54 183H55V182H54ZM26 184H27V183H26ZM28 184H30V183H28ZM36 184H37V183H36ZM52 184H53V183H52ZM257 184H258V183H257ZM11 185H12V184H11ZM55 185H56V183H55ZM55 185H54V188L57 187V186H55ZM59 185H60V184H59ZM76 185H77V184H76ZM260 185L264 186V184H260ZM31 186L33 187L34 185L32 184ZM40 186H42V185H40ZM43 186H44V185H43ZM43 186H42V187H43ZM46 186L48 187L47 183H46ZM46 186H44L43 188H46ZM60 186H61V185H60ZM60 186H58V187H60ZM68 186H69V185H68ZM262 186H261V187H262ZM27 187H28V186H27ZM36 187H37V185H36ZM36 187H34V188H36ZM73 187H75V186H73ZM89 187H90V186H89ZM257 187H259V186H257ZM261 187H259V188L261 189V190H260L261 193H263L262 190H264V188L262 187V188H263V189H262ZM29 188H30V187H29ZM29 188H28V189H29ZM34 188H33V191H35ZM49 188H51V190H48V189H47V190H48V194L45 193L47 190H44V191H45V192H44V191L42 190V188H40V189L45 193V195H43V196H45V197H42V199L45 198V199L47 200V199L50 198L49 196H48L49 198H47V196H46V195H49V194H50L49 191L52 192V186L50 187V185H49ZM63 188H64V187H63ZM71 188H72V186H71ZM71 188H70V189H71ZM79 188H80V187H79ZM85 188H86V187H85ZM11 189H12V188H11ZM11 189H10V191H11ZM28 189H27V190H28ZM37 189H38V187L36 188V192L39 190V189H38V190H37ZM55 189H56V188H55ZM55 189H54V190H55ZM58 189H59V188H58ZM64 189H65V188H64ZM70 189H68V190H70ZM73 189H74V188H72V191H73ZM93 189H94V188H93ZM0 190H1V189H0ZM29 190L32 191L31 188H30ZM62 190H63V189H62ZM62 190L59 189L58 191H61V192L68 191V190H64V191H62ZM75 190H76V189H75ZM31 191H29V192H31ZM55 191H56V190H55ZM18 192H19V191H18ZM61 192H60V193H61ZM1 193H2V192H1ZM8 193H9V192H8ZM24 193H25V192H24ZM37 193H39V192H37ZM37 193H36V194H37ZM40 193H41V191H40ZM64 193H65V192H64ZM73 193H74V192H73ZM77 193H78V190H77ZM22 194H23V193H22ZM30 194H31V193H30ZM33 194L36 195L35 193H33ZM41 194H43V193H41ZM55 194H56V192H55ZM67 194H68V193H67ZM70 194H71V193H70ZM97 194H98V193H97ZM3 195H4V194H3ZM6 195H7V194H6ZM50 195H53V193H51ZM74 195H75V194H74ZM261 195H262V194H261ZM263 195H264V194H263ZM19 196H20V195H19ZM37 196H38V198L40 199V196H39L38 194H37ZM37 196H36V197H37ZM57 196H58V194H57ZM62 196H63V195H61V197H62ZM96 196H97V195H96ZM96 196H95V197H96ZM16 197H17V196H16ZM61 197H60V198H61ZM64 197H65V195H64ZM64 197H63V198H64ZM66 197H67V196H66ZM82 197H83V196H82ZM262 197H264V196H262ZM18 198H19V197H18ZM32 198H33V197H32ZM63 198H62V199H63ZM68 198H69V197H68ZM102 198H103V197H102ZM29 199H30V198H29ZM42 199H40V201H41ZM58 199H59V198H58ZM71 199H72V198H71ZM20 200H21V199H20ZM37 200H38V199H36V201H37ZM75 200H76V199H75ZM28 201H29V200H28ZM34 201H35V197H34ZM43 201H44V199H43ZM48 201H49V200H48ZM218 201H219V200H218ZM38 202H39V201H38ZM68 202H69V201H68ZM21 203H23V202H21ZM32 203H33V202H32ZM32 203H31V204H32ZM50 203H51V202H50ZM257 203H258V202H257ZM23 204H26V203H23ZM34 204H36V202H35ZM34 204H33V207L35 206ZM19 205H20V204H19ZM26 205H27V204H26ZM28 205H30V204H28ZM36 205H37V204H36ZM43 205H44V204H43ZM64 205H66V204H64ZM64 205H63V206H64ZM252 205H253V204H252ZM23 206H25V205H23ZM41 206H42V204H41ZM75 206H76V205H75ZM247 206H248V205H247ZM262 206H263V205H262ZM30 207L32 208V206H30ZM37 207H38V206H37ZM45 207H46V206H45ZM88 207H89V206H88ZM255 207H256V206H255ZM31 208L29 209L30 212H32ZM34 208H35V207H34ZM257 208H258V207H257ZM259 208H260V207H259ZM263 208H264V207H263ZM21 209H23V208H21ZM21 209H20V210H21ZM26 209H27V208H26ZM32 209H33V208H32ZM33 210H34V209H33ZM40 210H41V209H40ZM250 210H251V209H250ZM263 210H264V209H262V211H263ZM35 211H36V213H37V210H34V212H35ZM39 212H40V211H39ZM263 212H264V211H263ZM260 213H261V211H260ZM260 213H259V214H260ZM32 215H34V214L32 213ZM53 215H54V214H53ZM257 215H258V214H257ZM263 215H264V214H263ZM10 217H11V215H10ZM37 217H38V216H37ZM54 217H55V216H54ZM251 217H252V216H251ZM260 217H261V216H260ZM32 218H33V217H32ZM96 218H97V217H96ZM109 219H110V218H109ZM200 220H201V219H200ZM91 222H92V221H91ZM263 222H264V221H263ZM21 223H22V222H21ZM24 223H25V222H24ZM60 223H61V222H60ZM203 223H204V222H203ZM258 223H259V222H258ZM43 224H44V223H43ZM93 224H95V223H93ZM96 224H97V223H96ZM207 224H208V223H207ZM17 225H18V224H17ZM38 225H39V224H38ZM22 226H23V225H22ZM94 226H95V225H94ZM183 226H184V225H183ZM203 226H204V225H203ZM262 226H263V225H262ZM38 227H39V226H38ZM129 227H130V226H129ZM26 228H27V227H26ZM59 228H60V227H59ZM221 228H222V227H221ZM4 229H5V228H4ZM217 229H218V228H217ZM219 229H220V228H219ZM258 230H259V229H258ZM263 230H264V229H263ZM135 231H136V230H135ZM212 231H213V230H212ZM215 231H216V230H215ZM218 231H219V230H218ZM223 231H224V230H223ZM13 232H14V231H13ZM132 232H133V231H132ZM201 232H202V231H201ZM224 232H226V231H224ZM227 232H228V231H227ZM261 232H262V231H261ZM5 233H6V232H5ZM59 233H60V232H59ZM151 233H152V232H151ZM172 233H173V232H172ZM209 233H210V232H209ZM16 234H17V233H16ZM24 234H25V233H24ZM24 234H23V235H24ZM29 234H30V233H29ZM51 234H52V233H51ZM176 234H177V233H176ZM206 234H207V233H206ZM41 235H42V234H41ZM173 235H174V234H173ZM181 235H182V234H181ZM208 235H209V234H208ZM3 236H4V235H3ZM125 236H126V235H125ZM138 236H140V235H138ZM10 237H11V236H10ZM141 237H142V236H141ZM202 237H203V236H202ZM207 237H208V236H207ZM133 238H134V237H133ZM0 240H1V236H0ZM8 240H9V239H8ZM28 240H29V239H28ZM133 240H134V239H133ZM159 240H160V239H159ZM2 241H3V238H2ZM2 241H1V242H2ZM4 241H5V240H4ZM64 241H65V240H64ZM68 241H69V240H68ZM5 242H6V241H5ZM7 242H8V241H7ZM70 242H71V241H70ZM103 242H104V241H103ZM160 242H161V240H160ZM2 243H3V242H2ZM2 243H0V244H2ZM67 243H68V242H67ZM104 243H105V242H104ZM124 243H125V242H124ZM207 243H208V242H207ZM212 243H213V242H212ZM5 244H7V243H5ZM5 244H4V245H5ZM9 244H10V243H9ZM19 244H20V243H19ZM42 244H43V243H42ZM52 244H53V243H52ZM79 244H80V243H79ZM79 244H78V245H79ZM122 244H123V243H122ZM125 244H126V243H125ZM164 244H165V243H164ZM166 244H168V243H166ZM191 244H192V243H191ZM61 245H62V244H61ZM78 245H77V246H78ZM100 245H101V244H100ZM103 245H104V244H103ZM103 245H102V246H103ZM154 245H155V247H156V244H154ZM66 246H67V245H66ZM72 246H74V244H73ZM72 246H71V247H72ZM80 246H81V245H79L78 248H77V250L79 249L78 251H79L80 253L77 252V250H75L76 248H73V249H72V248L69 247L71 250H68V249H66V250H68V251H72V250H73L72 255H71V253L68 254L67 252H66V254H68V257H71V258H72L73 253L76 252V253L78 254V256H79V257H78L76 254H74V256H75V255L77 256V259H78L77 261L80 262L79 260L82 258L81 261L83 260L82 262H84V261L86 260L85 258L88 257L87 254H89L90 252H91V253H92V252H95V251H93L94 248H92V247H90V246H89V247L91 248L92 251L89 250L90 248H89L88 246L85 245V246H86V248H85V246L83 247V245H82L81 247H83V248L85 249V252L87 251L86 249H88V251H89V252L87 251L88 253L86 252V253H87V254L85 255L86 257H82V255H84V254H81V253H85V252H83L84 249H82V251L80 250V249H81ZM1 247H2V245H1ZM1 247H0V248H1ZM4 247H5V246H4ZM7 247H8V246H7ZM39 247H41V246H39ZM58 247H59V246H58ZM75 247H76V246H75ZM112 247H113V246H112ZM119 247H120V246H119ZM186 247H187V246H186ZM203 247H204V246H203ZM36 248H37V247H36ZM63 248H64V247L62 246V248H60V249H63ZM67 248H68V247H67ZM101 248H102V247H101ZM110 248H111V246H110ZM114 248H115V247H114ZM123 248H125V247H123ZM123 248H120L121 251L123 250ZM127 248H128V247H127ZM158 248H159V247H158ZM4 249H5V248H4ZM33 249H34V248H33ZM33 249H32V250H33ZM41 249H42V248H41ZM45 249H46V248H45ZM56 249H57V248H56ZM56 249H55V250H56ZM60 249H59V250H60ZM97 249H98V248H97ZM103 249H104V247H103L101 250H100V249H99V250L102 251V252H106V251L108 250L107 252H109V249H108V248H105V249H107L106 251H105V249H104V251H103ZM155 249H157V248H155ZM178 249H179V248H178ZM186 249H187V248H186ZM189 249H190V248H189ZM227 249H228V248H227ZM227 249H225V250H227ZM2 250H3V249H2ZM5 250H6V249H5ZM23 250H25V249H23ZM35 250H36V249H34V251H35ZM39 250H40V249H39ZM39 250H38V251H35V252H36V253L38 252V254H36V256L38 255V256L40 257V256L42 255V252H41L40 255H39ZM63 250H64V249H63ZM74 250H75V252H74ZM95 250H96V248H95ZM111 250H113V249H111ZM114 250H116V249H114ZM149 250H151V249H149ZM149 250H148V251H149ZM158 250H159V249H158ZM221 250H222V249H221ZM223 250H224V248H223ZM0 251H1V250H0ZM17 251H18V250H17ZM41 251H42V250H41ZM52 251H53V250H52ZM100 251L97 250V252H96V253H97V256H96V254H95V256H96L97 258H95L94 253H93V257H94L96 260L98 259V257H100V258H99V264L102 263L103 259L105 260V259H106L105 257L107 256V255H106L107 253L105 254V253H102V252H100ZM116 251H117V250H116ZM124 251H125V250H124ZM130 251H131V250H130ZM133 251H134V250H133ZM179 251H180V250H179ZM183 251H184V250H183ZM185 251H186V250H185ZM227 251H228V250H227ZM3 252H4V251H3ZM45 252H46V250H45ZM59 252H63V253H64L65 250H64V251H61V250H60ZM59 252H55L54 254L57 253V255H58ZM98 252H99V254L101 253V255L104 254L103 259H101V255L99 256ZM159 252H160V251H159ZM159 252H155V253L157 254V253H159ZM162 252H163V251H162ZM187 252H188V251H187ZM224 252H225V251H224ZM50 253H51V252H50ZM50 253H49V254H50ZM63 253H60V254H63ZM91 253H90V254H91ZM109 253H110V252H109ZM111 253H112V252H111ZM118 253H119V252H118ZM123 253H124V252H123ZM128 253H129V252H128ZM139 253H140V252H139ZM149 253H150V252H149ZM180 253H181V252H180ZM189 253H190V252H189ZM17 254H18V253H17ZM29 254H30V253H29ZM49 254H45V256H47V258H45V259H48ZM54 254H53V255H54ZM60 254H59V255H60ZM66 254H65V255L63 254V257H64V256L66 257V256H67ZM79 254H81V255H79ZM90 254H89V258H90V256L92 257V255H90ZM112 254H113V253H112ZM142 254H143V253H142ZM160 254H161V253H160ZM184 254H185V253H184ZM227 254H228V253H227ZM21 255H22V254H21ZM25 255H26V254H25ZM43 255H44V253H43ZM43 255H42V256H43ZM59 255H58V256H59ZM70 255H71V256H70ZM108 255H109L108 258L110 259L109 262H110V261H113L114 264H117V261H115L116 259H115V257H114V254H113V255L108 254ZM128 255H130V253H129ZM128 255H127V252H126V256H127V257H128ZM166 255H167V254H166ZM181 255H182V253H181ZM181 255H179V256L181 257ZM188 255H189V254H188ZM2 256H3V255H2ZM2 256H1V257H2ZM10 256H11V255H10ZM15 256H16V255H15ZM27 256H28V255H27ZM27 256H26V257H27ZM38 256H37V257H38ZM50 256H51V255H50ZM54 256L56 257V255H54ZM58 256H57V257H58ZM141 256H142V255H141ZM144 256H145V255H144ZM150 256H151V255H150ZM173 256H174V255H173ZM176 256H177V255H176ZM176 256H175V257H176ZM182 256H183V255H182ZM192 256H193V255H192ZM217 256H218V255H217ZM1 257H0V258H1ZM12 257H13V256H12ZM23 257H24V256H23ZM34 257H35V255H34ZM34 257L31 258L33 261H35V260H34V259H35ZM39 257H38V260L40 261V259H41L42 257H40V258H39ZM57 257H56V259H57ZM59 257H62V256L60 255ZM59 257H58V258H59ZM68 257H66V258L69 260ZM80 257H81V258H80ZM93 257H92V261L95 260V259L93 260ZM110 257H111V258L114 257L115 260H113V259L111 260ZM116 257H118V256H116ZM127 257H126V258H127ZM146 257H147V256H146ZM151 257H152V256H151ZM151 257H150V259H151ZM180 257H179V259H178V257L175 258V259H173L174 257H172L173 262L175 263L176 261H174V260H176V259L180 262V260L182 259V257H181V259H180ZM183 257L185 258L186 256H183ZM212 257H213V256H212ZM224 257H225V256H224ZM224 257H223V259H224ZM43 258H44V257H43ZM52 258H54V257H52ZM89 258H88V260H89ZM129 258H130V256H129ZM129 258H128V259H129ZM147 258H148V257H147ZM155 258H156V257H155ZM208 258H209V257H208ZM221 258H222V257H220V259H219V258H218V259L221 260ZM4 259H5V257L2 258V259H0V262H1L0 264H3V262H4L5 264H7V262H8V264H10V261L12 262V259H13V258H9V259H11V260H8L7 262H5L7 258H6L5 260H4ZM18 259H19V257H18ZM31 259H30V257H29L28 259H27V258H26V259L24 258L23 263L26 262V260L30 261ZM45 259H44V260H45ZM49 259H50V258H49ZM49 259H48V261H49V262H52V264H57V263H59V262H57L58 259L56 260V262L54 261L55 263H53V261H50ZM60 259L62 260V258H60ZM60 259H59L58 261H60ZM67 259H66V260H67ZM72 259H75V258H72ZM72 259H70L72 262H71V261H67V262H68V263L71 262L72 264L78 263V262L76 261V259L74 260V263H73V260H72ZM123 259H125V257H124ZM130 259H131V258H130ZM153 259H154V258H153ZM157 259H159V258H157ZM164 259H165V258H164ZM172 259H171V260H172ZM215 259H217V258H215ZM215 259H214V260H215ZM218 259H217V260H218ZM225 259H226V258H225ZM228 259H229V257H228ZM233 259H234V258H233ZM16 260H17V259H16ZM19 260H21V256H20V259H19ZM19 260H18V261H19ZM32 260H31V261H32ZM36 260H37V259H36ZM52 260H54V259H52ZM63 260H64V259H63ZM66 260L64 261V263H66ZM90 260H91V259H90ZM90 260H89V261H90ZM101 260H102V261H101ZM144 260H146V259H144ZM151 260H152V259H151ZM155 260H156V259H155ZM155 260H153V261L155 262ZM186 260H187V259H182L183 262L181 261V263H182V264H184V263H185V264H186V263L189 264L188 261H190V260H187V262H186ZM203 260L205 261V259H203ZM214 260H212V261L214 262ZM217 260H216L215 262H218V261H219V260H218V261H217ZM235 260H236V259H235ZM2 261H3V262H2ZM13 261H14V260H13ZM39 261H37L36 263H39ZM42 261H43V260H42ZM46 261H47V260H46ZM75 261H76V262H75ZM100 261H101V262H100ZM157 261H158V260H157ZM159 261H160V260H159ZM163 261H164V260H162L161 262H163ZM165 261H166V260H165ZM165 261H164V262H165ZM178 261H177V262H178ZM184 261H185V262H184ZM192 261H193V260H191V262H192ZM198 261H199V259H198ZM210 261H211V260H210ZM228 261L231 262V260H228ZM232 261H233V260H232ZM14 262H15V261H14ZM21 262H22V261H21ZM21 262H18V263H21ZM44 262H45V261H44ZM44 262H43V263H44ZM82 262H81V263H82ZM95 262H96V261H95ZM97 262H98V260H97ZM105 262H106V261H104L103 263L105 264ZM113 262H111V264H113ZM144 262H145V261H144ZM147 262H148V260H147ZM164 262H163V263H164ZM170 262H171V261H170ZM173 262H171V264H174ZM199 262L201 263V261H199ZM199 262H198V263H199ZM208 262H209V259H208ZM208 262H207V263H208ZM220 262H221V263H220ZM235 262H236V261H235ZM30 263H31V262H29V263L27 262L26 264H30ZM36 263H35V264H36ZM45 263L48 264L47 262H45ZM45 263H44V264H45ZM61 263H63V262H61ZM61 263H59V264H61ZM68 263H66V264H68ZM81 263H79V264H81ZM84 263H85V262H84ZM90 263L92 264L91 261H90ZM118 263H119V261H118ZM127 263H129V262L127 261ZM132 263H133V262H132ZM145 263H146V262H145ZM163 263H161V264H163ZM166 263H167V261H166ZM202 263L207 264L206 262H202ZM219 263L222 264V261H219ZM219 263H217V264H219ZM224 263H226V262H224ZM224 263H223V264H224ZM228 263H229V262H228ZM232 263H234V262H232ZM12 264H14V263L12 262ZM24 264H25V263H24ZM32 264H34V263L32 262ZM40 264H42L41 261H40ZM85 264H89V262L86 261ZM93 264H94V263H93ZM95 264H96V263H95ZM108 264H109V263H108ZM122 264H123V263H122ZM164 264H165V263H164ZM167 264H170V263H167ZM175 264H176V263H175ZM177 264H180V263H177ZM190 264H191V263H190ZM195 264H196V263H195ZM209 264H210V263H209ZM211 264H212V262H211ZM213 264H214V263H213Z\"/></svg>",
    "mask_w": 264,
    "mask_h": 264
}]
</instances>
